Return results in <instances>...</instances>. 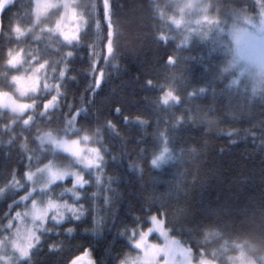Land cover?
Returning a JSON list of instances; mask_svg holds the SVG:
<instances>
[{
  "label": "snow or ice",
  "instance_id": "obj_1",
  "mask_svg": "<svg viewBox=\"0 0 264 264\" xmlns=\"http://www.w3.org/2000/svg\"><path fill=\"white\" fill-rule=\"evenodd\" d=\"M140 7L153 21V42L166 53L162 71L178 60L167 52L177 34L181 47L193 37L204 42L205 86L189 92L187 85L174 87V74L146 76L142 88L156 96L145 95L144 109L129 112L120 99L102 95L119 70L129 23L122 0H0V137H7L0 140V264H37L46 245L63 250L61 237L77 233L89 243L66 264L86 257L87 264H99L90 241L112 228L125 239L112 264H264V251L249 255L264 240V199L247 207L225 200L199 214L177 199L180 215L170 220V201L154 195L122 220L100 214L127 174L142 178L145 167L157 191H179L172 182H183L180 159L198 146L181 144L176 135L198 123L207 131L215 115L212 107L193 110L194 100L211 92L213 102L258 99L264 107V0H141ZM121 127L129 133L155 128L151 141L142 134L134 140L142 163L115 154V142L125 143ZM229 128L230 143L243 135L264 152V114L243 130ZM12 148L17 155L10 163ZM119 165L125 174L108 175Z\"/></svg>",
  "mask_w": 264,
  "mask_h": 264
},
{
  "label": "trees",
  "instance_id": "obj_2",
  "mask_svg": "<svg viewBox=\"0 0 264 264\" xmlns=\"http://www.w3.org/2000/svg\"><path fill=\"white\" fill-rule=\"evenodd\" d=\"M122 2L125 5L124 14L129 23L120 41L119 70L113 72L112 79L105 85L102 95H113L123 102L127 111L135 112L144 109L145 95L149 99H154L156 96L155 92L146 93L142 88L146 76H151L155 80L157 74L161 73L162 80L163 76L174 74L177 78L174 87L181 88L187 85L189 92L204 87L205 74L202 64L207 60L208 48L196 42H192L187 47H181L175 40L167 52L177 56L178 60L174 67L170 66L162 71L161 57H165L166 53L153 42V21L147 9L140 7L141 0H122ZM220 2L226 5L242 3L250 5L253 0H220ZM221 11L223 13L225 9ZM248 14L255 16L251 8ZM201 57H204V61H201ZM137 76L139 80L136 79ZM80 79L82 87L84 78ZM217 93L219 94V87H217ZM205 97L193 101V110L198 108L202 113L209 107L214 108L215 115L208 118L213 121L211 127L207 131H199L202 125L198 123L195 127L181 129L176 135V139L181 144L192 141L198 146L195 152L185 151L180 159L179 171L184 174L183 182L175 180L172 182L173 188L179 191L171 193L157 191L152 187L150 174L145 167L142 178L131 173L127 174L117 189V195L113 197L112 206L108 210L101 209V215L118 216V219L122 220L130 210L133 214L138 213L140 204H149L154 195L157 197L163 195L170 201V220L180 215V205L185 204L191 212L197 214L204 205H216L225 200L234 201L241 207L260 204L264 199V152L250 140H246L243 135L237 138L239 142L230 143L224 133L230 130V123L237 129L243 130L249 127L250 120L259 122L264 114V107L258 99L249 105L247 101L235 98L223 101L218 99L213 102L211 92L206 93ZM98 103H100L99 98ZM181 110H175V114L179 115ZM170 114L171 110L169 113H161V118L168 119ZM222 117L226 118V122H219ZM152 119L155 120L156 117L153 116ZM116 120L119 124V118ZM154 133V127L147 132L143 130L138 132L137 129H133L131 133L121 127V135L125 143L115 142V154L119 156V153L123 151L132 160L142 163L134 140L142 134L151 141ZM6 139L7 137H0V140ZM0 149H3V144H0ZM16 155V149L12 148L10 163L14 162ZM2 163L3 159L0 157V164ZM118 171L122 175L125 174V166L110 167L108 175L115 176ZM113 187L116 186L113 185ZM177 199L180 205L175 204ZM172 206L177 207L176 212L172 211ZM2 210H4V204L0 203V211ZM109 227H111L110 224ZM53 239L56 238L53 237ZM61 239L65 245L63 250L49 251L46 245L35 258L37 264H66L69 256L77 251L81 243H89L79 233L75 239L64 237ZM90 243L94 248L92 256L99 264H112L117 253L121 251L125 239L119 237L116 229L112 228L111 231H105L102 237L91 240ZM123 251L127 252V249ZM262 251H264V240H259L258 248L249 255H259Z\"/></svg>",
  "mask_w": 264,
  "mask_h": 264
},
{
  "label": "rangeland",
  "instance_id": "obj_3",
  "mask_svg": "<svg viewBox=\"0 0 264 264\" xmlns=\"http://www.w3.org/2000/svg\"><path fill=\"white\" fill-rule=\"evenodd\" d=\"M176 40H177V41L179 42V44H180V37H179V34H177V38H176ZM192 42H196V43H198V44L204 45V42H203V41H199L198 38L193 37V38H191V39L189 40V42H188L187 44L183 45L182 47H187V46H189ZM81 264H87V257H86L83 261H81Z\"/></svg>",
  "mask_w": 264,
  "mask_h": 264
}]
</instances>
